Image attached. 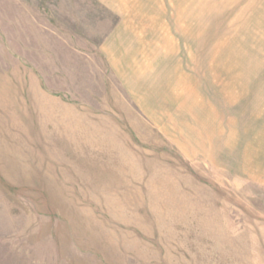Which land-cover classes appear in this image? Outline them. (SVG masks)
Wrapping results in <instances>:
<instances>
[{"label": "rangeland", "instance_id": "1", "mask_svg": "<svg viewBox=\"0 0 264 264\" xmlns=\"http://www.w3.org/2000/svg\"><path fill=\"white\" fill-rule=\"evenodd\" d=\"M0 264H264V0H0Z\"/></svg>", "mask_w": 264, "mask_h": 264}, {"label": "bare ground", "instance_id": "2", "mask_svg": "<svg viewBox=\"0 0 264 264\" xmlns=\"http://www.w3.org/2000/svg\"><path fill=\"white\" fill-rule=\"evenodd\" d=\"M163 79H164V77H163ZM165 79H166V77H165ZM152 89V88H151ZM156 92V91H155Z\"/></svg>", "mask_w": 264, "mask_h": 264}]
</instances>
